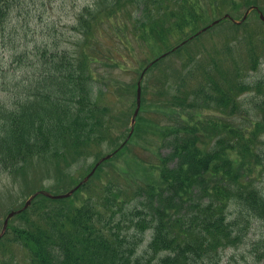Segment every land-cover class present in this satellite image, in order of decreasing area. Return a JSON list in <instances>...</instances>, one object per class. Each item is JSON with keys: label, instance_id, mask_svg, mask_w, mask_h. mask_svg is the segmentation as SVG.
Listing matches in <instances>:
<instances>
[{"label": "trees", "instance_id": "16d2710c", "mask_svg": "<svg viewBox=\"0 0 264 264\" xmlns=\"http://www.w3.org/2000/svg\"><path fill=\"white\" fill-rule=\"evenodd\" d=\"M24 1L0 0L2 35ZM252 5L255 0H95L93 7L84 5L77 15V29L85 45L91 30L118 13L133 18L137 12L135 33L148 45L164 46L174 34L188 30L189 41L209 12L222 15L224 10H248ZM83 45L72 53L38 49L40 67L32 78L14 82L10 103L0 101V169L23 183L26 196L46 190V178L54 179L55 188L70 187L78 181L67 169L92 156L99 160L103 144L112 148V157L120 155L142 123L162 141L167 138L171 152L159 159L145 184H137L134 196L141 199L131 209L114 208L116 193L114 199L106 195L94 202L37 194L27 209L9 220L0 243L8 237L9 243L20 246L27 264H230L231 257L224 259L223 253L248 241L254 264H264V194L259 188L264 176V79L243 83L228 66L218 67L219 82L204 73L203 81L190 89L184 81L178 83L176 94L160 88L167 105L160 109L164 114L179 104L185 105L182 110L194 111L179 114L176 124L165 126L137 116L132 135L118 145L111 112L99 102L100 89L93 84ZM182 48L185 43L166 54ZM253 51L252 46L251 63L256 61ZM155 57L145 74L164 58ZM12 63L23 65V54H13ZM7 76V71L0 73L3 81ZM246 90L260 96L255 94L259 98L244 111L237 98ZM211 109L219 117L200 113ZM242 111L252 119L236 121ZM121 211L127 223L123 231L116 219ZM13 219L19 223L11 224ZM253 224L257 232L249 239ZM146 234L149 242L144 247Z\"/></svg>", "mask_w": 264, "mask_h": 264}, {"label": "rangeland", "instance_id": "374dc122", "mask_svg": "<svg viewBox=\"0 0 264 264\" xmlns=\"http://www.w3.org/2000/svg\"><path fill=\"white\" fill-rule=\"evenodd\" d=\"M255 1V6L264 16V0ZM94 2L95 0H25L21 4L19 14L15 12L11 16L5 35L0 32V73L3 70L7 71L8 76L4 81H9L2 85L4 81L0 78L1 102L10 103L15 92L14 82H18L25 76L32 78V73L40 67L38 49L51 52L64 48L72 53L86 42L83 35L78 32L76 17L84 5L93 7ZM246 10L245 6L224 10L223 14L229 15L230 20L221 19L223 14L219 16L218 13L209 12L207 19L198 23L194 33L206 28L204 32L187 41L185 48L179 52L166 54L157 66L148 71L141 82L142 100L137 116L142 117L143 120L161 121L163 126L176 124L180 120L179 114H189L194 110L191 108L182 110L185 105L179 104L171 113L164 114L160 109L167 105L165 99L159 94L160 88H166L170 95L176 94L174 91L178 83L184 81L186 88L190 89L203 81L204 73H208L212 80L219 82L218 67L228 68L229 66L231 70L234 69L232 76L235 72L238 73V77L246 84L252 85L263 80L264 24L260 22L258 13L255 11L249 12L245 20L241 21ZM136 14L137 12H134L132 18L127 17L126 13L124 15L118 13L110 19L109 24L106 23L96 30H91L88 36L92 38H88L87 40L90 39V41L83 45L89 53L93 84L97 90L100 89L99 102L107 106L111 112L113 135L118 145L125 141L130 131L132 114L136 108V82L142 69L153 62L155 56L164 55L191 34L190 30L181 35L174 34L164 46L150 39L152 44L148 45L135 33L139 29L134 22ZM214 21H217V24H212ZM240 22L242 25L240 28L232 27V24ZM252 46L255 51L253 56H256V61L253 63H251L252 56L249 52ZM13 54H23V65L12 63ZM187 89L184 91L187 92ZM255 94L259 95L247 90L238 94L237 99L242 101L244 111L250 109L254 103L252 99L259 98L260 95L256 97ZM200 113L210 118L219 117L214 109ZM251 119V115L243 111L235 118L241 123ZM100 150L103 157L111 154L112 148L103 144ZM170 152L167 138L162 141L149 131L145 123H142L120 155L104 161L101 170L92 174L87 180L86 188L72 198L79 202L81 199L92 198L94 202L101 201L106 195L114 199L113 194L116 193L114 208H123L124 211L131 209L141 199L134 196L137 184H145L149 180L147 177L150 176L151 170L155 172L159 165V159ZM97 161L98 159L94 156L89 157L72 165L65 172L75 181H79ZM53 183L54 179L46 178L43 181V187L48 190L56 189ZM23 187L22 182L13 179L7 172L0 169V232L6 212L20 208L29 196H26V191L22 190ZM68 187L64 186L57 191L48 192L52 195L62 194L69 189ZM259 188L264 194V176ZM121 201H125L124 204ZM105 213L108 214V212ZM123 214L124 212L121 211L116 217L121 231L127 228V223L125 224L121 219ZM17 223H19L18 219L11 220V224ZM257 228L258 226L253 224V229L248 234L249 239L257 232ZM144 241V247H146L149 242L147 234ZM247 243L248 241L238 250L225 251L224 259L231 257L230 264H254L247 252ZM4 261L27 264L23 249L9 243L8 237L0 243V264Z\"/></svg>", "mask_w": 264, "mask_h": 264}, {"label": "water", "instance_id": "95a60500", "mask_svg": "<svg viewBox=\"0 0 264 264\" xmlns=\"http://www.w3.org/2000/svg\"><path fill=\"white\" fill-rule=\"evenodd\" d=\"M260 19L261 20H264L263 19V16L262 15H260ZM140 98H141V94H140V83L138 82V85H137V89H136V109H135V111H134V113H133V119H132V123L134 122V119H135V116L137 115V113H138V110H139V108H140ZM106 158H108V157H106ZM73 191V190H72ZM72 191H70V192H68V194H65V195H57V196H49V197H51V198H55V199H57V198H65V197H68L69 196V194L70 193H72ZM30 203V201H28L27 203H26V206L28 205ZM13 214L14 213H10L9 215H8V218H10V217H12L13 216ZM7 218V219H8ZM7 219L4 221V229H5V227H6V222H7Z\"/></svg>", "mask_w": 264, "mask_h": 264}]
</instances>
